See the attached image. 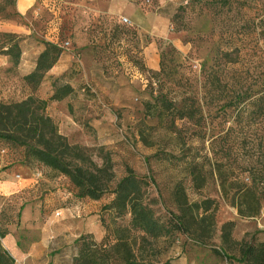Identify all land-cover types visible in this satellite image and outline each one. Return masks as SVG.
Masks as SVG:
<instances>
[{
    "label": "rangeland",
    "instance_id": "374dc122",
    "mask_svg": "<svg viewBox=\"0 0 264 264\" xmlns=\"http://www.w3.org/2000/svg\"><path fill=\"white\" fill-rule=\"evenodd\" d=\"M133 1L155 15L151 22H159L164 33L142 32L132 21L121 22L122 16L91 15L84 11V0H35L24 13L15 4V8L7 9L9 17L0 18V22L26 27L29 34L15 33L20 36V44L23 40L30 49L44 46L46 40H57L64 51H72V65L56 81L57 87L68 85L71 91L64 90L59 99L49 100L59 102L45 111L56 127L62 121L65 134L58 127L57 131L70 143L88 147L96 162H101L100 148L111 154L115 172L111 188L130 166L148 181L146 200L162 220H167L170 213L178 214L177 186L189 203L204 197L215 200V231L211 238L201 243L191 235L174 231L153 241V258L168 259L171 264H227L225 258L212 252L220 247L223 222L235 221L232 236L237 240H264V178L258 187L261 207L255 216L240 217L230 199L234 191L231 184L248 182L249 172L244 169L264 174V98L263 108L255 105L264 94V0ZM150 51L158 60L156 69L151 65ZM84 53L91 60L85 67ZM0 56V100H20L29 94L48 99L54 93L51 79L30 87L22 80L20 65L12 66L7 56ZM160 61L164 69L156 74ZM211 80L219 83L211 86ZM239 90L246 91L248 98L237 108L230 102ZM157 92L176 98L196 95L203 111L200 124L176 120V132L159 126L144 143L137 132L144 120L143 102ZM68 112L78 125L66 117ZM145 121L152 123L148 118ZM226 148L229 154L223 155ZM0 155L4 157L1 170L10 166L8 162L18 161L21 151L0 142ZM191 157L203 168V178L197 183L200 186L184 171L183 163ZM216 161L226 172L228 197L223 195ZM34 169L40 174L35 175L33 184L0 195L2 228L6 222L16 223V234L22 241L30 234L34 238L32 254L21 263L15 260V264H72L78 249L68 232L76 228L70 227L71 220L84 219V230H91L95 240L101 234V216L109 227L127 224L128 215L115 217L109 210L103 212V206L112 198L110 192L101 200H88L69 212L56 210L44 221L50 189L45 179L55 178L66 191L71 186L47 169ZM28 203L35 206V214L31 211L24 222L21 210ZM39 204L42 218L38 215ZM26 224L33 226L32 233H28ZM146 250L150 252V248Z\"/></svg>",
    "mask_w": 264,
    "mask_h": 264
},
{
    "label": "trees",
    "instance_id": "16d2710c",
    "mask_svg": "<svg viewBox=\"0 0 264 264\" xmlns=\"http://www.w3.org/2000/svg\"><path fill=\"white\" fill-rule=\"evenodd\" d=\"M15 4L16 0H0V18L7 19L10 15L7 9L15 8ZM51 11L56 15L55 7H52ZM63 51L57 40L44 41V48L38 54L35 66L30 72L23 74L22 80L30 87L38 86L46 79L47 71L54 66ZM0 54L7 56L12 66L16 67L21 56L20 36L15 32L0 31ZM163 69V63L160 61V69L156 74L163 72ZM61 76L63 74L50 78L55 91L48 99L29 94L20 100H0V142L20 149L18 161L22 164L32 169L39 166L68 181L71 188L66 191L60 186L67 196L56 208L73 205L82 200L98 201L110 192L112 198L103 206V212L109 210L115 217L129 216L127 224L113 227L105 225L101 216L99 220L102 236L95 240L92 233L81 234L75 240L78 250L73 255L72 264H171L168 259L161 261L153 258L156 254L152 246L153 241L171 235L174 231L191 235L201 243L211 238L215 231L217 209L213 198L204 197L189 203L182 188L177 186L175 203L178 214L170 213L167 220H162L146 200L148 181L144 176L138 175L133 168L126 166L124 175L111 188L115 179L111 154L100 148L98 156L101 162L98 163L88 147L70 143L57 131L54 121L45 110L49 100L59 99L65 91H71L68 85L61 86V89L56 86V81L62 78ZM210 83L215 87L219 82L211 80ZM245 93L246 91L239 90L230 103L239 108L248 98ZM263 98L264 94L257 98L259 103L255 105L258 109L263 108L261 105ZM143 115L144 120L138 124L137 132L146 144L147 135L153 133L159 126L176 132V120L184 119L200 124L203 119L201 103L194 94L176 98L167 93L157 92L143 102ZM145 118L151 119L152 123L146 122ZM228 154L229 148L224 149L223 155ZM183 167L196 184L201 180L203 168L196 158L191 157L185 161ZM214 167L220 179L223 195L228 197L225 188L227 177L222 168L223 164L216 161ZM245 170L249 172L248 182L238 180L231 184L234 191L230 199L237 207L240 217H252L258 214L261 207L258 187L259 183H263L264 174L260 176L252 173L250 169L243 171ZM234 225V220L222 223L220 247L214 248L212 252L218 257L225 258L227 264H264V240L258 242L245 238L237 240L232 236ZM7 232V228L5 226L2 228L0 223V264H15V258L2 243ZM147 248H150L149 253L146 252Z\"/></svg>",
    "mask_w": 264,
    "mask_h": 264
},
{
    "label": "crops",
    "instance_id": "0c3cea01",
    "mask_svg": "<svg viewBox=\"0 0 264 264\" xmlns=\"http://www.w3.org/2000/svg\"><path fill=\"white\" fill-rule=\"evenodd\" d=\"M35 2V0H16V8L20 13L26 12ZM84 11L91 12V15H100V14H107L111 16H118V17H125L127 18L128 22H133L135 25H137L142 32L145 33H153L158 32L164 33L163 28L159 26L160 23H152V18L155 16L149 11L144 10L140 6V4H137L133 0H84ZM89 15V14H88ZM89 17V16H88ZM155 21V20H154ZM153 30V31H152ZM0 31H11L16 32L19 34H29L30 32L26 30V27L16 24H10L7 22H0ZM163 35V34H162ZM23 40L20 44L21 48V56H20V68L22 69L23 73L26 74L30 72L33 67L35 66V61L38 56V54L43 50L44 46L41 45L39 47H34L35 49H30V47L27 44H23ZM88 49L87 44H84V51ZM86 54L84 53V67L85 65H89L88 62H91V60L86 59ZM149 56H151V65L153 69H156V66L158 64V60L156 59L155 55L152 54V52H149ZM5 58V57H4ZM73 55L72 51H63L60 55L57 62L54 64V66L47 71L46 78H54L57 76H60L61 74L68 71L70 66L73 63ZM0 61H3V57L0 56ZM88 78L84 77V81H87ZM59 100H56L55 102L51 101L47 105V109H49V105L52 103H58ZM62 114V112H60ZM70 121H72L74 124L78 125V123L75 120V117L67 113ZM51 116H53L50 113ZM65 115V113H64ZM62 121L58 124V131L60 130L61 133L65 134L63 130H61ZM4 162L3 155H0V163ZM10 166H7L4 169L0 170V195H9L11 193H14L15 191L21 190L23 187L28 186L30 184H33V181H35V175L40 174L39 171H36L35 169L30 168L27 165L22 164L19 161L16 162H8L7 163ZM59 179V177H58ZM47 182L46 186H50V189H48V193H46V204L44 205V221L49 219L51 217V214L55 212V210H66L69 212L70 209L77 206H84V204L88 200H82L77 201L73 205L65 206V207H59L57 206L61 205L66 198L65 192H63L60 188V184L58 183V180L56 181L55 178L45 179ZM50 181V182H49ZM53 182V183H52ZM38 215L39 218H42L41 216V206L38 205ZM0 209V213H1ZM35 214V206L32 203L25 204L21 210V216L25 222L26 215H29V213ZM4 216V213H2ZM72 224L70 227L76 226V230L74 231L68 230L69 227L66 228L68 232L72 235L73 243L74 241L83 233H92L91 230L87 229L84 230V219H75L71 220ZM75 224H74V223ZM32 223V222H31ZM30 223V224H31ZM16 223H6L5 227L7 228L8 232L3 237L2 243L4 247L8 250V252L15 258L16 261L22 262L24 261L28 256H30L34 250V238L32 234L29 235V238L25 240H21L19 236L16 234ZM26 227H29L28 233H32L34 230L33 226H30L29 224H26ZM100 236H102V228L100 227Z\"/></svg>",
    "mask_w": 264,
    "mask_h": 264
},
{
    "label": "built area",
    "instance_id": "2783aa9c",
    "mask_svg": "<svg viewBox=\"0 0 264 264\" xmlns=\"http://www.w3.org/2000/svg\"><path fill=\"white\" fill-rule=\"evenodd\" d=\"M120 19H121V22H123V23H128L127 18H125V17H121Z\"/></svg>",
    "mask_w": 264,
    "mask_h": 264
}]
</instances>
